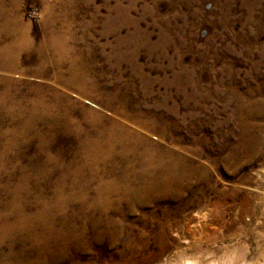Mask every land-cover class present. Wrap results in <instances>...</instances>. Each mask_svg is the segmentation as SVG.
Returning <instances> with one entry per match:
<instances>
[{
    "label": "rangeland",
    "instance_id": "obj_1",
    "mask_svg": "<svg viewBox=\"0 0 264 264\" xmlns=\"http://www.w3.org/2000/svg\"><path fill=\"white\" fill-rule=\"evenodd\" d=\"M228 247L264 262V0H0V264Z\"/></svg>",
    "mask_w": 264,
    "mask_h": 264
},
{
    "label": "bare ground",
    "instance_id": "obj_2",
    "mask_svg": "<svg viewBox=\"0 0 264 264\" xmlns=\"http://www.w3.org/2000/svg\"><path fill=\"white\" fill-rule=\"evenodd\" d=\"M15 56V55H14ZM13 57V56H12ZM7 59V57H6ZM49 59V58H48ZM57 61V60H56ZM74 63V62H73ZM137 66V65H136ZM14 67V66H13ZM140 67V66H139ZM140 69V68H139ZM137 71V70H136ZM180 74V73H179ZM177 77V76H176ZM146 79V78H144ZM182 81V80H181ZM153 82V81H152ZM168 82V81H167ZM177 82V81H176ZM182 83V82H181ZM39 101V100H38ZM35 102V101H34ZM38 103V102H37ZM120 113V112H119ZM115 124V123H114ZM121 124V122H120ZM110 125V124H109ZM116 126V125H115ZM122 126V125H121ZM110 127V126H109ZM108 127V128H109ZM112 127V126H111ZM80 130V129H79ZM114 130V129H113ZM81 131V130H80ZM112 132V130H111ZM127 132V131H126ZM131 132V131H130ZM135 132V131H132ZM131 132V133H132ZM137 132V131H136ZM99 133V132H98ZM107 133V130H106ZM119 133V132H118ZM109 134V133H107ZM97 136V135H96ZM110 136V135H109ZM133 136V135H132ZM135 136V135H134ZM137 136V134H136ZM105 137V136H104ZM103 137V138H104ZM111 137V136H110ZM114 137V136H113ZM135 138V137H133ZM119 139V138H118ZM128 139V138H127ZM140 139V138H139ZM95 140V139H94ZM104 140V139H103ZM102 140V141H103ZM122 140V139H121ZM108 141V140H107ZM120 141V140H119ZM127 141V140H125ZM93 142V141H92ZM112 142V141H111ZM135 142V141H134ZM110 143V142H108ZM136 143V142H135ZM131 144V143H130ZM91 147V146H90ZM147 149V148H146ZM110 150V149H109ZM112 153V152H111ZM170 153V152H169ZM154 154V153H153ZM168 154V153H167ZM173 154V153H172ZM171 154V155H172ZM144 155V154H143ZM159 155V154H158ZM91 156V155H90ZM137 156V155H136ZM158 157V156H157ZM93 158V157H92ZM164 158V157H163ZM175 159V158H174ZM145 160V159H144ZM147 160V158H146ZM152 160V159H151ZM163 160V159H162ZM166 162V161H165ZM176 162V161H175ZM180 162V161H179ZM182 162V161H181ZM143 163V162H141ZM156 163V162H154ZM153 163V164H154ZM161 163V172L159 173L160 176H163L164 178L167 176V173H170V170L173 168H170L167 163L159 162ZM180 164V163H179ZM141 165V164H140ZM139 165V166H140ZM148 165V164H147ZM173 165V164H172ZM177 165V164H176ZM155 166V165H154ZM157 166V164H156ZM184 166V165H183ZM143 167V166H142ZM150 168V167H149ZM157 168V167H156ZM160 168V167H159ZM143 169V168H142ZM148 169V167H147ZM192 169V168H191ZM197 169V168H196ZM138 170V169H137ZM151 170V169H150ZM149 170V171H150ZM173 170V169H172ZM190 170V169H189ZM153 171V170H152ZM158 171V170H157ZM174 171V170H173ZM193 171V170H192ZM133 172V171H132ZM143 172V171H142ZM141 172V173H142ZM140 174V173H139ZM154 173H152L153 176ZM183 174V171L181 170L180 172H176V176H172L170 173V176L166 178V185L169 186L172 180L177 179L180 180V176ZM149 176H151L149 174ZM132 177V176H131ZM154 177V176H153ZM176 177V178H175ZM136 178V177H135ZM140 178V177H139ZM149 178V177H148ZM131 179V178H130ZM151 179V184L150 185H155L157 183L156 177L155 178H150ZM160 180V179H159ZM163 180V179H162ZM123 181V180H122ZM150 181V180H149ZM106 182V181H104ZM103 182V183H104ZM127 182V181H126ZM138 182V181H137ZM177 183V182H176ZM110 184V183H109ZM116 184V183H115ZM137 184V183H136ZM161 184V183H160ZM114 185V184H113ZM127 185V184H126ZM104 186V185H103ZM120 186V185H119ZM105 187V186H104ZM110 187V186H109ZM118 188V187H117ZM120 188V187H119ZM127 188V187H126ZM125 188V189H126ZM131 188V187H130ZM139 188V187H138ZM147 188V187H145ZM109 189V188H108ZM129 189V188H127ZM158 189V188H157ZM116 190V189H115ZM120 190V189H119ZM118 190V191H119ZM136 190V189H135ZM146 190V189H145ZM127 191V190H126ZM138 191V190H136ZM166 191V190H165ZM144 192V191H143ZM151 192V190H150ZM120 193V192H119ZM126 193V192H125ZM131 193V192H130ZM140 193V192H139ZM146 193V192H145ZM110 195V194H109ZM105 196V195H104ZM82 198V197H81ZM122 198V197H121ZM128 198V197H127ZM141 199V198H140ZM145 199V198H144ZM151 200V199H150ZM95 201V200H94ZM142 201V200H141ZM149 201V200H148ZM96 202V201H95ZM143 202V201H142ZM94 203V202H93ZM132 203V202H131ZM130 203V205H131ZM139 203V202H138ZM92 204V203H91ZM135 204V203H134ZM140 204V203H139ZM112 206V205H111ZM133 206V205H132ZM141 206V205H140ZM92 207V206H91ZM105 207V206H104ZM108 209V207H107ZM110 209V207H109ZM139 210V209H138ZM90 211V210H89ZM123 213V212H122ZM108 215V214H106ZM115 219V218H114ZM118 219V218H117ZM153 219V218H152ZM126 220V219H125ZM117 222V221H116ZM119 222V221H118ZM50 223V222H49ZM109 223V222H108ZM93 224V223H92ZM110 224V223H109ZM122 224V223H121ZM167 224V223H166ZM113 228V227H112ZM118 229V228H117ZM123 229V228H122ZM132 229V228H131ZM165 229V228H164ZM48 231V230H47ZM108 231V230H107ZM123 231V230H122ZM119 232V231H118ZM111 233V232H110ZM124 233V232H123ZM46 234V233H45ZM164 234V233H163ZM65 235V234H64ZM103 235V234H102ZM114 235V234H113ZM120 235V234H119ZM111 237V236H110ZM112 239V238H111ZM62 240V239H61ZM113 240V239H112ZM115 240V239H114ZM101 241V240H100ZM166 246V245H165ZM223 246V245H222ZM168 248V247H167ZM163 250H160V254L162 253ZM181 251V250H180ZM205 251V250H204ZM186 249L182 250L181 253H179L177 256L174 255L173 258L170 259V261H164L162 264H252L251 258L247 255V253L244 251V249H235V248H229L225 249L221 252H216V251H207L203 252L202 250H196L194 252H191L190 255L186 254ZM18 254V253H17ZM49 254V253H48ZM34 257V256H33ZM159 257V256H158ZM47 258V257H46ZM264 260V257L262 258ZM38 260V259H37ZM264 264V262H263Z\"/></svg>",
    "mask_w": 264,
    "mask_h": 264
}]
</instances>
